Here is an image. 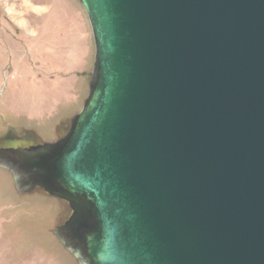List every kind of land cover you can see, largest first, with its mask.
Segmentation results:
<instances>
[{
  "label": "water",
  "instance_id": "obj_1",
  "mask_svg": "<svg viewBox=\"0 0 264 264\" xmlns=\"http://www.w3.org/2000/svg\"><path fill=\"white\" fill-rule=\"evenodd\" d=\"M88 96L60 141L0 150L77 204V264H264V0H78Z\"/></svg>",
  "mask_w": 264,
  "mask_h": 264
},
{
  "label": "rangeland",
  "instance_id": "obj_2",
  "mask_svg": "<svg viewBox=\"0 0 264 264\" xmlns=\"http://www.w3.org/2000/svg\"><path fill=\"white\" fill-rule=\"evenodd\" d=\"M94 52L78 0H0V146L69 133L88 96ZM68 213L40 189L16 191L0 168V264H77L54 234Z\"/></svg>",
  "mask_w": 264,
  "mask_h": 264
},
{
  "label": "flooded vegetation",
  "instance_id": "obj_3",
  "mask_svg": "<svg viewBox=\"0 0 264 264\" xmlns=\"http://www.w3.org/2000/svg\"><path fill=\"white\" fill-rule=\"evenodd\" d=\"M68 134V132H66L65 134H63L59 139L58 141L64 139L66 137V135ZM38 144H35V145H31L27 148H30L32 146H36ZM20 147V146H19ZM26 147H22V148H11V147H6L5 145L4 146H0V150L2 149H18V150H25L27 149ZM43 191V190H42ZM60 200H63L68 209H69V213L66 217H64L63 219H61V223H59V225H57V228L56 230H58V232H60L61 234H63L64 236H74L73 234V229L75 227H77V223H73V221L76 222V219L78 217H80V210H79V207L77 206V204L73 201H70L68 200L67 198H62L60 197L59 198Z\"/></svg>",
  "mask_w": 264,
  "mask_h": 264
},
{
  "label": "bare ground",
  "instance_id": "obj_4",
  "mask_svg": "<svg viewBox=\"0 0 264 264\" xmlns=\"http://www.w3.org/2000/svg\"><path fill=\"white\" fill-rule=\"evenodd\" d=\"M15 8H16V7H15ZM15 8H14V9H15ZM15 11H16V10H15Z\"/></svg>",
  "mask_w": 264,
  "mask_h": 264
}]
</instances>
